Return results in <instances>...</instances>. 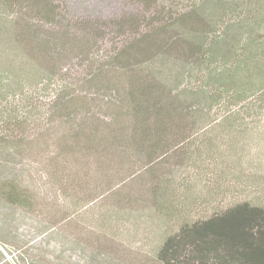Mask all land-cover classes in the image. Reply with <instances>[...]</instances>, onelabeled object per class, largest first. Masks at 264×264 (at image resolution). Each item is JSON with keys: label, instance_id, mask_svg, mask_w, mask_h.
Returning <instances> with one entry per match:
<instances>
[{"label": "trees", "instance_id": "1", "mask_svg": "<svg viewBox=\"0 0 264 264\" xmlns=\"http://www.w3.org/2000/svg\"><path fill=\"white\" fill-rule=\"evenodd\" d=\"M133 1L153 12L149 30L115 52L113 70L91 59L88 98L52 86L56 50L86 34L58 19L55 0H0V153L37 154L29 144L48 131L26 127L42 115L34 100L53 91L46 122L67 130L45 166L67 211L107 193L102 216L128 224L123 241L139 225L157 232L154 259L177 260L188 236L200 264H264V176L240 165L247 146H264V0ZM19 187L2 191L18 201Z\"/></svg>", "mask_w": 264, "mask_h": 264}, {"label": "rangeland", "instance_id": "2", "mask_svg": "<svg viewBox=\"0 0 264 264\" xmlns=\"http://www.w3.org/2000/svg\"><path fill=\"white\" fill-rule=\"evenodd\" d=\"M55 4L58 6V19L64 23L69 21L72 34L80 37L86 34L83 42L88 43L89 48L84 52L79 51L83 42L76 39L73 44L70 42L56 50L59 51L57 75L52 86L67 84L73 88L74 94L95 97L96 89L80 83L88 79L89 66L90 70L95 67L90 63L91 59L96 57L104 69L113 70L115 66L111 64V58H114L115 52L127 42L131 44L146 36L148 19L153 12H146L133 0H55ZM123 20L125 22L121 26ZM49 34H58V31L55 28ZM107 94V98L115 96L113 92ZM52 98L53 91L49 96H39L34 100L41 107L42 115L30 119L26 127L27 137L48 131L37 137L38 142L29 144L37 146L28 149L37 154L32 153V157H10L0 153V174L3 176L0 184L7 185L2 190L7 191L10 181H14L21 186L23 196L18 201L9 200L6 192L0 189V264H200V256L188 236L181 241L185 253H180L177 260L171 258L173 253H168L163 259H154L149 254L158 234L153 230L142 231L144 226L139 225L133 230L129 242L123 241L125 236L132 233L128 224L117 225V219L114 221L112 216H102L105 212H111L105 208L111 201L107 193L95 195L76 211L71 207L67 211L68 199L62 190L54 186L49 169L45 166L47 157L44 154L48 150V153L53 152L57 137L67 130V127L62 129L46 122L47 104L51 103ZM40 147L42 149H38ZM247 152L252 156L244 155L240 161L241 167L248 170L249 164L257 169V175L264 176V146L253 142L250 148L247 146ZM121 185H115L114 189L119 190ZM125 185L127 181L122 186ZM243 198L242 195L235 198L227 196L219 207L225 209L231 201H241ZM202 213L205 212L193 213L190 218L197 220ZM206 214L209 216L212 212ZM247 230L251 232L249 228Z\"/></svg>", "mask_w": 264, "mask_h": 264}]
</instances>
